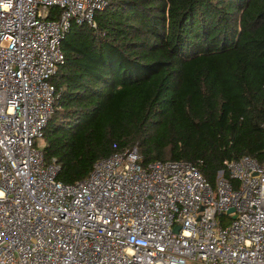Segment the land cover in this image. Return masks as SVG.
Masks as SVG:
<instances>
[{
	"label": "built area",
	"instance_id": "obj_1",
	"mask_svg": "<svg viewBox=\"0 0 264 264\" xmlns=\"http://www.w3.org/2000/svg\"><path fill=\"white\" fill-rule=\"evenodd\" d=\"M105 4L0 0V264H264V160H224L237 184L220 170L212 186L192 161L142 165L133 146L65 183L35 144L62 39Z\"/></svg>",
	"mask_w": 264,
	"mask_h": 264
},
{
	"label": "trees",
	"instance_id": "obj_2",
	"mask_svg": "<svg viewBox=\"0 0 264 264\" xmlns=\"http://www.w3.org/2000/svg\"><path fill=\"white\" fill-rule=\"evenodd\" d=\"M104 1L95 26L71 23L49 77L59 95L41 148L57 178L136 146L142 165L187 159L235 186L224 160H264V0Z\"/></svg>",
	"mask_w": 264,
	"mask_h": 264
},
{
	"label": "rangeland",
	"instance_id": "obj_3",
	"mask_svg": "<svg viewBox=\"0 0 264 264\" xmlns=\"http://www.w3.org/2000/svg\"><path fill=\"white\" fill-rule=\"evenodd\" d=\"M35 144L39 147H42L43 146V138L42 137H36L35 138ZM190 264H195V263H191Z\"/></svg>",
	"mask_w": 264,
	"mask_h": 264
},
{
	"label": "water",
	"instance_id": "obj_4",
	"mask_svg": "<svg viewBox=\"0 0 264 264\" xmlns=\"http://www.w3.org/2000/svg\"><path fill=\"white\" fill-rule=\"evenodd\" d=\"M231 210H232V208L229 209V211H231Z\"/></svg>",
	"mask_w": 264,
	"mask_h": 264
}]
</instances>
